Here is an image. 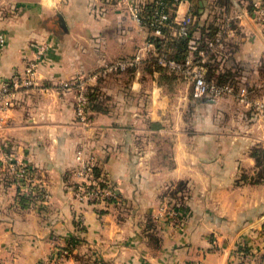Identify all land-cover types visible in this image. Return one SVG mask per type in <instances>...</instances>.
<instances>
[{"label":"crops","instance_id":"obj_1","mask_svg":"<svg viewBox=\"0 0 264 264\" xmlns=\"http://www.w3.org/2000/svg\"><path fill=\"white\" fill-rule=\"evenodd\" d=\"M255 1L264 3L181 0L172 11L177 20L192 16L193 34L210 44L202 54L210 79L245 86L250 104L238 90L194 99L189 79L165 78L148 64V49L136 69L89 81L96 105L81 125L74 89L62 83L143 52L149 29L119 0H0V80L22 74L47 45L35 85L0 110V264H38L73 239L68 264H262L264 180L248 179L257 170L251 151L264 147L253 105L264 102V25L250 15ZM79 150L95 157L119 203L84 208L73 198ZM3 152L31 168L47 201L22 205L6 181ZM179 182L185 187L172 197ZM168 201L182 206L180 228L154 218Z\"/></svg>","mask_w":264,"mask_h":264},{"label":"built area","instance_id":"obj_2","mask_svg":"<svg viewBox=\"0 0 264 264\" xmlns=\"http://www.w3.org/2000/svg\"><path fill=\"white\" fill-rule=\"evenodd\" d=\"M146 1L149 0H119L136 24L148 28L154 36L163 38V41L171 37L187 35V25L191 22L190 16L181 20L174 18L169 20L168 14L164 12L161 0H154L151 11L145 14L144 3ZM250 15L257 24L264 25V3L260 1L253 2ZM4 41L5 38L0 33V47L4 44ZM46 49L47 45L45 44L38 46L34 57L27 62L22 74L0 80V110H6L12 105L17 91L35 85L38 64ZM148 49L154 50L153 45L149 41L143 47V52H138L131 57L107 62L98 73L95 72L86 76L80 74L62 83L64 89H74V113L75 120L78 123L81 125L88 123L87 116L90 106L89 81L95 79L99 74L125 72L131 67H137L144 60ZM156 63L189 79L192 82V96L194 99H200L206 95L218 97L233 92L232 85L228 83L216 84L208 81L204 76V69L200 61L192 55L187 56L181 62H177L169 58L166 52H161L157 55ZM237 94L241 102L250 104L248 99L249 90L245 86L240 87ZM253 105L264 124V102H254ZM75 158L78 161V168L75 170V197L82 202L117 203L120 200L117 188L110 185H101L94 174L95 157L93 155H85L82 150H79ZM1 160L8 165V170L12 174V183H14L18 192L17 194L28 197L32 206L41 204L49 198L45 188L36 184L37 181L33 172L24 163L18 162L11 154L4 152ZM180 214V211L174 206L164 204L159 207L154 218L158 222L162 221L173 227L180 228L182 224ZM68 250L65 247H57L52 251V258H46L41 264H64L69 256ZM247 257L249 256L242 258L244 263L250 262ZM260 262L264 264L263 259Z\"/></svg>","mask_w":264,"mask_h":264},{"label":"trees","instance_id":"obj_3","mask_svg":"<svg viewBox=\"0 0 264 264\" xmlns=\"http://www.w3.org/2000/svg\"><path fill=\"white\" fill-rule=\"evenodd\" d=\"M181 0H161L162 2V6L164 9V12H166L169 16V20L173 18V13L172 11L174 10V7L176 5V3H178ZM221 4H225V0H220ZM154 5V0L152 1H146L144 3V12L145 14H148L152 7ZM251 5V4H250ZM191 17V22L187 25V35L186 36H177V37H171L168 38L166 41H163V38H159L157 36H154L152 34V32L150 31V37H149V42L153 45L154 47V52L151 53L152 55L149 56V65L153 64L155 65V67L158 68V70L162 73V76H164L165 78H169V77H173V76H179L178 73L171 71L170 69H168L167 67L164 66H160L156 63V58L157 55L161 52H166L169 58L174 59L177 62H181L183 61L187 56L192 55L193 57H195L196 59H198L200 61V64L202 65L203 69H204V76L208 81L214 82L216 84H223V82H218V81H214L212 79H210L208 73H209V67L206 68V62H205V58L203 59L202 54L205 51H208L210 48V44L209 45H205L204 39L201 36H195L193 33L195 31L196 28V24L193 21L192 16ZM208 33V32H206ZM215 43V40H214ZM204 51V52H203ZM137 67H131L129 69H127L125 72L127 71H132L134 69H136ZM209 70V71H207ZM169 76V77H168ZM227 83V82H224ZM228 84L232 85L233 87V91L238 90L237 89V85L233 82H228ZM89 99H90V106H89V112L91 109L95 108L96 105V94L94 92L93 88H89ZM89 113H88V120H89ZM253 157L255 158V163H256V167L257 170L255 172V175L253 177H250L248 179L251 180L252 183H260L264 180V147H260L257 146L255 148L252 149L251 151ZM27 168L29 170H31V168L29 166H27ZM32 171V170H31ZM94 174L96 176V178L99 179V182L101 185H110V186H114L113 182L108 179V177H106V175L103 173L102 169L98 166L95 165L94 167ZM7 179L6 181L8 182H12L10 176L6 175ZM241 180H245L246 176L245 174L241 175ZM184 183L183 182H179L176 187L172 190L169 191V195H171L172 197L174 196V194L176 192L181 191L184 188ZM17 196L20 199V202L23 203L22 205H29V198L24 196V195H19L17 194ZM119 198L120 194H119ZM171 206H174L177 210L182 211L181 209V205L175 203V202H170ZM181 215V214H180ZM182 220V216L180 217ZM154 221V220H153ZM75 226L76 227H80L82 229V226L80 223L75 222ZM150 226V224H149ZM68 247L71 246L70 244L74 245L75 244V240H71L68 242ZM73 248H69V251L72 252ZM239 251L247 253L248 249L246 246H243L242 248H239Z\"/></svg>","mask_w":264,"mask_h":264},{"label":"rangeland","instance_id":"obj_4","mask_svg":"<svg viewBox=\"0 0 264 264\" xmlns=\"http://www.w3.org/2000/svg\"><path fill=\"white\" fill-rule=\"evenodd\" d=\"M2 159V158H1ZM4 163V162H3ZM4 167H5V171L7 172V174L10 176V178H11V180H12V174L10 173V171L8 170V165L6 164V163H4ZM13 185H14V183H12ZM36 184H38V185H40L41 187H42V185L41 184H39V183H36ZM75 184H76V180H75V183L74 184H72V194H73V198L77 201V203H79V204H81V206H84V208H87V207H92V206H103V207H107V206H110V205H114V204H117V203H119L120 202V200H118V202L116 203H111V204H102V203H92V202H90V201H86V202H82L81 200H78L76 197H75V194H74V192H75ZM15 186V185H14ZM15 188H16V186H15ZM17 189H16V195H17ZM47 201V200H46ZM29 202H30V200H29ZM171 201H168V202H165L164 204H167V205H171V203H170ZM163 204V205H164ZM162 206V205H161ZM81 208H83V207H81ZM74 220H75V222H78V223H80L81 225L84 223V215H83V211H81V209H77V210H75V214H74ZM76 243V242H75ZM68 242L66 243V244H64V245H62V246H59V247H62V248H66L67 250L71 247V248H73L74 247V245H72V244H70L71 246H69L68 247ZM243 247V245H240V246H238L237 247V249L238 248H242ZM57 247H55L54 249H56ZM68 252H69V256H68V258H67V260H65V263L64 264H68V260H69V257L71 256V254H72V252H70L69 250H68ZM52 253L50 254V256L49 257H47V258H52ZM45 260V259H44ZM43 260V261H44ZM42 263V261L41 262H39L38 264H41Z\"/></svg>","mask_w":264,"mask_h":264}]
</instances>
